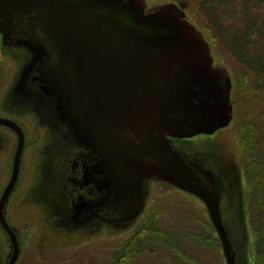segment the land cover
<instances>
[{"label":"water","instance_id":"95a60500","mask_svg":"<svg viewBox=\"0 0 264 264\" xmlns=\"http://www.w3.org/2000/svg\"><path fill=\"white\" fill-rule=\"evenodd\" d=\"M184 9L168 2L147 10L146 0H0V29L15 30L48 57L47 94L57 97V110L79 141L102 158L97 166L106 194L75 222L99 215L130 223L143 211L145 183L168 182L203 201L226 264H237L218 174L173 143L213 135L234 115L232 79L214 66L210 43ZM0 124L19 135L0 199V222L14 247L8 264H15L19 240L5 207L25 136L15 121L0 117Z\"/></svg>","mask_w":264,"mask_h":264},{"label":"rangeland","instance_id":"374dc122","mask_svg":"<svg viewBox=\"0 0 264 264\" xmlns=\"http://www.w3.org/2000/svg\"><path fill=\"white\" fill-rule=\"evenodd\" d=\"M168 2L185 5L184 10L188 21L194 24L210 43L215 67L229 74L232 81L234 76L247 74L242 67L243 63H240L229 48L224 34L226 30L236 31L240 30L239 28L246 30L247 19L243 18L245 13L257 20V24L259 23L264 30V2L258 0H146V9L151 10ZM262 47L264 48V44ZM19 48L21 49L18 51ZM30 51L23 45L10 46L0 41V60L5 64L2 67V83L0 84V90H2L0 99L4 98L3 106L10 111L9 109L20 103V107L27 110L28 108L24 106L29 104L36 117V123L33 126L28 125L35 144L26 150V167L23 168L19 186L15 189L9 204V216L21 237L19 250L21 255L17 264H110L115 262L116 257L120 256L122 246L146 217L149 204L157 196L165 201L162 222L170 224L179 222L188 231L204 234L205 228L198 221L209 220L203 201L168 182L155 179L146 182L145 207L140 216L130 223L114 224L97 220L81 227L66 221L65 215L71 209L69 192L71 193L72 185L69 182L64 184L60 179L61 175H58V170H65L67 159L75 158L76 154L85 157L87 155L80 151L81 148L74 139L70 125L52 113L51 104H44L40 97L30 94L27 90L24 93L18 91V85L23 82L29 64L35 61L38 53V51H31V53ZM14 73L11 87L13 79L11 76ZM4 85L8 89L5 97ZM252 107L255 109L253 115H256L260 124H264V100L254 99ZM260 131L261 134L264 133L263 128ZM173 142L186 154L207 162L218 174L223 196L222 213L237 252V264H257L254 248L256 235L250 226L244 203V193L248 187L237 158L238 136L234 127V115L227 128L220 129L213 135H198ZM71 165L69 161V170ZM54 171V178H51L50 174ZM10 174L9 168L2 170L0 166V195ZM112 174L114 177L119 176L118 171ZM64 175L62 174V177ZM59 183L62 187L61 196H57ZM116 186V192L119 193L118 185ZM63 198L66 201H63ZM215 234L217 236V233ZM188 243L192 244L190 241H187ZM11 246L12 242L8 239V235L4 236L3 246L0 245L4 264L13 252V246ZM180 249L181 251H176L175 254L165 253L162 247L156 248L154 252L148 250L142 255L133 253L129 255L128 264H137L140 257L146 258L145 264H200L195 260L191 261L189 255L204 260L195 248ZM207 249L205 257L207 264H226L222 248L215 251L212 248ZM180 253L184 258L188 257L190 262L180 258Z\"/></svg>","mask_w":264,"mask_h":264},{"label":"trees","instance_id":"16d2710c","mask_svg":"<svg viewBox=\"0 0 264 264\" xmlns=\"http://www.w3.org/2000/svg\"><path fill=\"white\" fill-rule=\"evenodd\" d=\"M258 1L264 2V0ZM243 18L247 19L246 30L225 29L224 37L232 53L240 63H243L242 67L247 73L243 76H234L231 101L234 108L235 132L238 136L237 158L248 187L244 193V203L250 226L256 235L254 248L257 264H264V133L261 134L260 131L261 128L264 129V124H260L256 115H253L255 109L252 107L254 99L264 100V48L262 47L264 30L250 15L247 16L245 13ZM164 202L158 196L153 199L149 204L148 214L126 240L123 249L120 250V256L110 264H128L129 255L133 253L142 255L148 250L154 252L160 247L169 254L181 251L180 248H195L204 260L189 255L191 261L207 264L205 259L207 248H212L214 251L221 249L220 240L208 219L198 220L205 228L204 234L188 231L179 222L174 224L162 222ZM187 241L192 244H187ZM151 252L147 253L153 254ZM179 256L184 258L181 253ZM184 259L190 262L188 257L185 256ZM145 262L146 258L143 257L138 260L139 264Z\"/></svg>","mask_w":264,"mask_h":264},{"label":"flooded vegetation","instance_id":"af4514ba","mask_svg":"<svg viewBox=\"0 0 264 264\" xmlns=\"http://www.w3.org/2000/svg\"><path fill=\"white\" fill-rule=\"evenodd\" d=\"M0 41L10 46L23 45L29 51L30 50L36 51L27 42V38L25 36L23 37L18 36V33L15 30L10 29V28L0 29ZM20 49L21 48H19L18 51ZM3 65L5 64H3L2 60H0V84L2 83L1 72H2ZM28 67L29 68L26 72L23 82L18 85V88H17L18 91L24 93L27 90L28 92H30V94H34L35 96L40 97L44 104H51L52 105L51 109H53L52 113L56 114L57 118L60 119L61 121L68 123V121L64 120L61 117L60 112L57 110V105H58L57 97L50 96L46 92L47 90L46 81L48 80V78L45 77L44 75L49 73L50 63L48 61V57L45 54L37 53L35 56V61H33V63L31 62ZM14 76H15V73L14 75L12 74L11 76V79L13 78L11 81V87L13 85ZM3 82H5V80ZM3 91H4V97H5L8 93V89L5 85L3 86ZM0 92H2V90H0ZM3 99L2 97L0 99V117L15 121L22 128L24 132V136H25V145H24V149H23V153L21 157V167H20L19 178H18V181L16 183L14 190L12 191L11 195L9 196L7 200L6 207H5V217L9 225L11 226V228L16 233L18 240H19V248H21L20 234L17 228L13 225L11 218L9 216V204H10V201H11V198H12V195L15 189L19 186L18 184L21 179L22 171L26 167L25 166L26 150L28 148H31V146L35 144L33 142V138L30 135L31 131H29L28 125L33 126V124L36 123L35 122L36 117L34 116L35 114L32 108L29 106V104L28 106H24V108H28L27 110L25 109L23 110L20 107V103H19V104H16V106L12 107V109H9L10 111H8L7 109H5L7 107L3 106ZM15 102L18 103L17 101ZM72 134L74 136V139L77 141V143L79 144L81 148L80 151L85 152L87 156L85 157V156L76 154L75 158L67 159L65 170L63 169L58 170V175H61L60 179L63 180L64 184L65 183L67 184V182H69L72 185L71 193L69 192V195L71 196V209L65 215V219L66 221H69L73 225L81 226V227H84L88 225L89 223L97 221V220L101 222L102 221L106 222L103 219H101L99 215L92 217L85 223H77L74 221V218L77 216L80 217V215H83V214L87 216L88 215L87 211H89V209H91L93 206H96L97 204H99L102 201V198L105 196L106 192L102 190L101 188L102 187L101 181L103 180V178L98 174L100 167L97 166L98 164H100L102 158L99 156V154L94 153L92 149L82 144L79 141V138L73 133V130H72ZM175 140L177 139H173V141ZM18 143H19L18 133L12 128L0 124V166L2 170L5 169L6 167L11 170V174L9 178L6 180L5 185L3 186L4 189L1 192L0 199L12 177L14 159H15V154H16V150L18 147ZM69 161L72 163L70 170L68 168ZM54 174H55V171L51 172L50 177L54 178ZM62 174H65L64 177H62ZM59 185L60 183L57 185V196L62 195V187ZM64 188L66 191V186H64ZM143 191H144V196H143V202H144L145 196H146V183H145V187ZM64 198H63V201H66V199ZM82 210L84 211V213H81ZM58 211L59 213L61 212L59 208H58ZM0 228H1L0 229V245L3 246L4 236H7V235H8V239L12 242L10 235L3 228L1 222H0ZM12 246H13V242H12ZM11 255H12V252L6 264L9 263L11 259ZM20 255L21 253L19 254L15 264L18 263ZM0 256H1L0 260L2 261L0 264H4V258H3V254L1 253V251H0Z\"/></svg>","mask_w":264,"mask_h":264}]
</instances>
